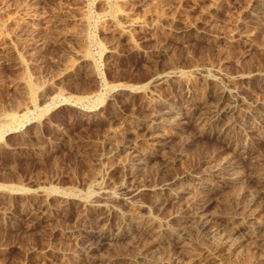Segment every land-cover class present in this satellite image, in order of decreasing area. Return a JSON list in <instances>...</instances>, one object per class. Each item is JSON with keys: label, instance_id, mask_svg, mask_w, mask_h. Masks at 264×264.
<instances>
[{"label": "rangeland", "instance_id": "rangeland-1", "mask_svg": "<svg viewBox=\"0 0 264 264\" xmlns=\"http://www.w3.org/2000/svg\"><path fill=\"white\" fill-rule=\"evenodd\" d=\"M0 264H264V0H0Z\"/></svg>", "mask_w": 264, "mask_h": 264}, {"label": "bare ground", "instance_id": "bare-ground-1", "mask_svg": "<svg viewBox=\"0 0 264 264\" xmlns=\"http://www.w3.org/2000/svg\"><path fill=\"white\" fill-rule=\"evenodd\" d=\"M159 81V80H158ZM26 85H27V88H28V90H30V92L32 93L33 92V85H32V83L31 82H29V81H27L26 82ZM224 102V101H223ZM157 114H159V113H157ZM161 114V113H160ZM156 115V117H160L161 115ZM14 120V118L13 117H10V118H8V119H6V121H4V123H3V121H2V123L3 124H6V123H8V122H12ZM180 120V119H179ZM166 121V120H165ZM3 126V125H2ZM132 168V167H131ZM101 183V182H100ZM130 197V196H129ZM98 198V197H97ZM118 199H116V197H113L112 195H110V194H107V195H104L99 201H98V205H99V207H101V206H103V204H105L106 202H110V203H112V202H114L115 203V201H117ZM125 202H126V204L127 205H130V204H132V203H130L129 201H128V199H123ZM123 201V202H124ZM138 214V213H137ZM139 222V221H138Z\"/></svg>", "mask_w": 264, "mask_h": 264}]
</instances>
